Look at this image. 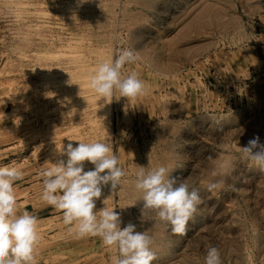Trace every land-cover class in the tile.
Returning a JSON list of instances; mask_svg holds the SVG:
<instances>
[{
	"label": "rangeland",
	"instance_id": "obj_1",
	"mask_svg": "<svg viewBox=\"0 0 264 264\" xmlns=\"http://www.w3.org/2000/svg\"><path fill=\"white\" fill-rule=\"evenodd\" d=\"M123 49L136 60L122 78L135 72L145 93L105 101L80 72L92 77ZM255 136L264 144V0H0V166L23 173L17 210L38 219L36 264L118 255L41 199L40 172L79 141L118 157L125 176L102 187L94 211L114 208L121 228L151 237V264H205L210 247L222 264H264V172L241 149ZM160 166L201 197L183 235L142 216L137 174Z\"/></svg>",
	"mask_w": 264,
	"mask_h": 264
},
{
	"label": "clouds",
	"instance_id": "obj_2",
	"mask_svg": "<svg viewBox=\"0 0 264 264\" xmlns=\"http://www.w3.org/2000/svg\"><path fill=\"white\" fill-rule=\"evenodd\" d=\"M135 60L132 50H120L113 62L99 65L90 79V87L105 101L112 99L116 91L126 98L143 95L146 86L135 72L122 78L121 69ZM241 149L264 172V144L259 136ZM59 154L64 158L40 172L42 201L62 212L63 223L74 226L77 237L98 236L105 246L115 247L118 255L114 264H151L155 259L151 237L136 231L132 223L121 228L120 214L114 208L94 211L102 187L110 184L115 190L125 176L109 144L68 143ZM86 161L94 168L85 171ZM22 178L23 173L17 167L0 166V264H36L35 249L40 242L38 219L28 211L18 214L17 210L14 182ZM217 187L218 184L212 183L208 190ZM135 188L143 193L142 216L145 209L152 210L160 221L171 225L173 233L185 234L188 221L201 203L198 190H190L187 182L170 175L164 166L147 172L141 167ZM205 264H222L216 247L207 250Z\"/></svg>",
	"mask_w": 264,
	"mask_h": 264
},
{
	"label": "bare ground",
	"instance_id": "obj_3",
	"mask_svg": "<svg viewBox=\"0 0 264 264\" xmlns=\"http://www.w3.org/2000/svg\"><path fill=\"white\" fill-rule=\"evenodd\" d=\"M39 15H40V14H39ZM74 44H75V43H74ZM76 44H78V43H76ZM68 45L70 46V44H68ZM78 47H79V46H78ZM67 48H68V47H67ZM72 48H73V47H72ZM75 48H76V47H75ZM77 49H78V48H77ZM78 50H79V49H78ZM72 52H73V51H72ZM72 52H70V53H72ZM78 52H80V51H78ZM81 52H82V51H81ZM68 53H69V52H68ZM70 53H69V55H70ZM80 54H81V53H80ZM91 54H92V53H91ZM67 55H68V54H67ZM67 55H66V56H67ZM97 55H98V54H97ZM70 56H71V55H70ZM83 56H84V55H83ZM47 57H48V56H47ZM47 57H46V58H47ZM78 57H79V56H78ZM87 57H88V56H87ZM69 58H72V57H69ZM81 58H82V57H81ZM85 58H86V57H85ZM96 58H97V57H96ZM96 58H95V59H96ZM99 58H100V57H99ZM86 59H88V58H86ZM91 59H92V58H91ZM50 60L52 61L51 58H50ZM48 61H49V60H48ZM70 61H71V60H70ZM81 61H82V60H81ZM81 61H80V62H81ZM91 61H92V60H91ZM80 62H79V63H80ZM94 62H95V61H94ZM84 63H85V62H84ZM88 63H89V62H88ZM88 63H87V64H88ZM71 64H72V63H71ZM77 64H78V63H77ZM58 65H59V64H58ZM64 65H65V64H64ZM95 65H96V64H95ZM67 66H68V65H67ZM70 66H71V65H70ZM72 66H73V65H72ZM87 66H88V65H87ZM96 66H97V65H96ZM75 67H76V66H75ZM89 67H92V65H91V66L89 65ZM55 68H56V67H55ZM60 68H62V67H60ZM60 68H58V69H60ZM85 68H86V67H85ZM96 69H97V68H96ZM71 70H72V69H71ZM73 70H75V68H73ZM73 70H72V71H73ZM79 70H80V69H79ZM93 70H94V69H93ZM72 71H71V72H72ZM91 73H93V72H91ZM79 77H80L82 80H84V84L87 85L86 87H88L89 84H90V83H89V82H90L89 79H91V78H90L91 75H90L89 71L81 70ZM75 82H76V81H75ZM77 83H78V82H77ZM74 87L77 89V87H80V86H77V87H76V85H75ZM74 87H72V88H74ZM79 90H80V89H79ZM77 91H78V89H77ZM74 92H76V91H74ZM80 94H81V93H80ZM87 94H88V93H87ZM92 94H93V93H92ZM81 95H83V93H82ZM81 95H80V96H81ZM94 95H95V94H94ZM85 96H86V95H85ZM89 96H90V95H89ZM75 97H77V95H76ZM81 97H82V96H81ZM81 97H79V98H81ZM94 98H95V97H94ZM101 99H102V98H101ZM101 99H100V100H101ZM80 100H81V99H80ZM95 101L97 102V100H95ZM92 102H93V101H92ZM97 103H98V102H97ZM94 104H95V103H94ZM108 104H109V103H108ZM108 104H107V105H108ZM107 113H108V112H107Z\"/></svg>",
	"mask_w": 264,
	"mask_h": 264
}]
</instances>
